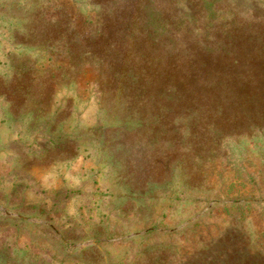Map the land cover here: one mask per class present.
I'll return each instance as SVG.
<instances>
[{
	"label": "rangeland",
	"instance_id": "1",
	"mask_svg": "<svg viewBox=\"0 0 264 264\" xmlns=\"http://www.w3.org/2000/svg\"><path fill=\"white\" fill-rule=\"evenodd\" d=\"M162 1L264 52V0ZM103 2L0 0V264H264V120L127 106L69 40Z\"/></svg>",
	"mask_w": 264,
	"mask_h": 264
},
{
	"label": "trees",
	"instance_id": "2",
	"mask_svg": "<svg viewBox=\"0 0 264 264\" xmlns=\"http://www.w3.org/2000/svg\"><path fill=\"white\" fill-rule=\"evenodd\" d=\"M170 2H103L88 48L77 31L69 36L80 47L77 66L88 56L109 92L127 106L151 107L158 120H264V52L246 58L259 47L228 29L195 33ZM211 11L209 22L218 21Z\"/></svg>",
	"mask_w": 264,
	"mask_h": 264
}]
</instances>
